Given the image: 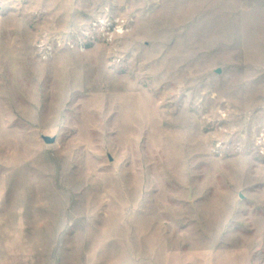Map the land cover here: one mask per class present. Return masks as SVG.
<instances>
[{
    "label": "rangeland",
    "instance_id": "1",
    "mask_svg": "<svg viewBox=\"0 0 264 264\" xmlns=\"http://www.w3.org/2000/svg\"><path fill=\"white\" fill-rule=\"evenodd\" d=\"M0 264H264V0H0Z\"/></svg>",
    "mask_w": 264,
    "mask_h": 264
},
{
    "label": "water",
    "instance_id": "2",
    "mask_svg": "<svg viewBox=\"0 0 264 264\" xmlns=\"http://www.w3.org/2000/svg\"><path fill=\"white\" fill-rule=\"evenodd\" d=\"M43 139H44L45 143H47V144H52L56 141V137H52L49 135H43Z\"/></svg>",
    "mask_w": 264,
    "mask_h": 264
}]
</instances>
